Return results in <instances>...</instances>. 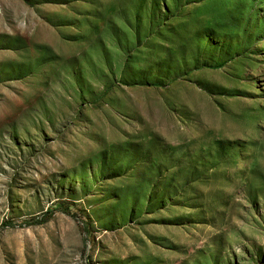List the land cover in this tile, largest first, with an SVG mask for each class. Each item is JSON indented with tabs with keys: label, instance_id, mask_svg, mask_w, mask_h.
Returning a JSON list of instances; mask_svg holds the SVG:
<instances>
[{
	"label": "rangeland",
	"instance_id": "1",
	"mask_svg": "<svg viewBox=\"0 0 264 264\" xmlns=\"http://www.w3.org/2000/svg\"><path fill=\"white\" fill-rule=\"evenodd\" d=\"M0 264H264V0H0Z\"/></svg>",
	"mask_w": 264,
	"mask_h": 264
},
{
	"label": "trees",
	"instance_id": "2",
	"mask_svg": "<svg viewBox=\"0 0 264 264\" xmlns=\"http://www.w3.org/2000/svg\"><path fill=\"white\" fill-rule=\"evenodd\" d=\"M221 66H223V64L217 65L216 68H219V67H221ZM154 86H157V84L154 83ZM47 212H48L49 214H53L54 209H51L50 211H47Z\"/></svg>",
	"mask_w": 264,
	"mask_h": 264
}]
</instances>
